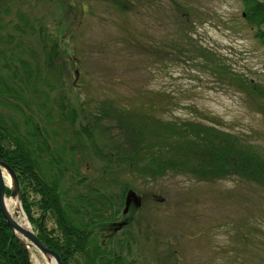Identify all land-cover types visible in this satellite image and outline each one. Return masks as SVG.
I'll return each instance as SVG.
<instances>
[{"label":"rangeland","instance_id":"374dc122","mask_svg":"<svg viewBox=\"0 0 264 264\" xmlns=\"http://www.w3.org/2000/svg\"><path fill=\"white\" fill-rule=\"evenodd\" d=\"M124 1L125 11L112 0H13L6 14L0 11V25L9 27L0 29V48L6 53L1 37L17 21L14 11L20 7L36 28L41 24L60 37L66 51L61 68L53 71L58 77L50 96L54 99L64 92L72 106L83 105L85 115L78 112L73 126H69L73 132L82 119H90L92 112L110 101L118 110L127 107L168 123L191 122L226 131L243 138L264 156V108L260 99L218 74L211 58L194 61L188 52L176 51L190 37L219 57L234 75L264 88V44L254 36L256 27L246 22L243 2ZM33 33L24 37L39 48ZM132 42L137 44L136 50L127 45ZM144 46L158 52L145 54ZM15 118L19 117L15 114ZM94 125L100 144L113 139L125 145V134L118 127H114L113 136L112 131L105 132V128L113 127L105 118ZM65 137L78 143L72 132ZM102 163L90 153L79 166L86 175H95ZM134 173L130 175L127 166L122 167L118 184L110 185L109 192L118 197L121 191L124 195L134 191L140 204L130 203L126 208L122 199L116 221L126 224L115 227L114 221L99 238L112 253L122 251L123 262L133 258L135 264H264L263 184L234 174L202 180L171 171L156 177ZM5 175L11 186L10 176ZM29 195V200L35 197L34 193ZM7 197L19 203L17 198ZM19 212L27 218L22 208ZM31 212L38 217L35 205ZM46 225L53 227V220H47ZM127 230L133 237L130 243ZM28 249L32 262L49 264L33 245L28 244ZM170 250L174 255L177 251L181 261L174 255L167 263L161 259Z\"/></svg>","mask_w":264,"mask_h":264},{"label":"trees","instance_id":"16d2710c","mask_svg":"<svg viewBox=\"0 0 264 264\" xmlns=\"http://www.w3.org/2000/svg\"><path fill=\"white\" fill-rule=\"evenodd\" d=\"M12 1L0 0V11L6 14ZM112 1L125 11L124 0ZM241 1L246 22L256 27L254 36L264 44V1ZM14 13L17 21H10L11 30L1 37L7 48L6 53L0 48V159L18 177L21 205L30 224L36 227V235L58 252L63 264H135L133 258L123 262L122 251L112 253L99 243L102 232L115 223L125 197L124 191L118 197L109 192L110 185L118 184L124 166L130 175L135 172L141 177L171 171L211 180L234 174L264 185V156L243 138L213 127L191 122L176 125L127 107L118 110L106 101L90 119H82L73 132L69 126H73L78 112L85 115L83 105L72 106L64 92L57 93L54 99L50 96L58 77L53 71L61 68L60 60L66 51L60 37L41 24L36 28L22 7ZM2 24L0 29L9 28ZM32 32L39 40V48L24 37ZM186 40L185 46L178 45V53L188 52L194 61L211 58L218 74L240 84L249 95L260 99L264 108V88L234 75L213 52L190 37ZM127 45L137 49L133 42ZM143 52L154 55L158 50L144 46ZM28 53L30 57H25ZM102 118L113 124L105 132L112 131L113 136L114 127H118L125 134V145L113 139L100 144L94 122L100 123ZM68 132L74 133L78 143L65 137ZM90 153L103 161L95 175H86L79 166ZM5 191L8 195L9 189ZM30 192L35 194L31 200ZM34 205L38 217L32 215ZM48 217L54 222L50 229L46 225ZM119 224L123 226L126 221H116L115 227ZM125 235L130 243L132 233L127 230ZM172 255L173 251H167L161 259L167 263ZM174 256L181 261L177 251ZM0 264H32L1 214Z\"/></svg>","mask_w":264,"mask_h":264},{"label":"water","instance_id":"95a60500","mask_svg":"<svg viewBox=\"0 0 264 264\" xmlns=\"http://www.w3.org/2000/svg\"><path fill=\"white\" fill-rule=\"evenodd\" d=\"M4 171L10 176L12 184L9 186L10 198L18 199V206L21 209V196L19 190V182L15 172L12 168L2 159H0V214L3 216L6 224L12 231V235L19 241L24 250L28 251V244L33 245L47 260H54L55 264H63L59 254L46 246L42 240H40L33 230L30 228L29 222L26 219L27 227L22 226L13 216L9 213L6 208L5 201L8 198L6 196L5 189L8 187L4 177ZM130 200L134 202L135 205L140 204V199L134 191H128L126 195V208ZM126 210V209H125Z\"/></svg>","mask_w":264,"mask_h":264},{"label":"bare ground","instance_id":"6f19581e","mask_svg":"<svg viewBox=\"0 0 264 264\" xmlns=\"http://www.w3.org/2000/svg\"><path fill=\"white\" fill-rule=\"evenodd\" d=\"M5 171H4V177H5V181L7 180V176L5 175ZM8 182H6L7 184ZM6 204V208L8 209L9 213L12 215H17V217L20 219H16L22 226L27 227V222L26 219L20 214L19 212V206L18 204L13 200V199H6L5 201ZM39 263V262H38ZM49 264H55L54 260H50Z\"/></svg>","mask_w":264,"mask_h":264}]
</instances>
